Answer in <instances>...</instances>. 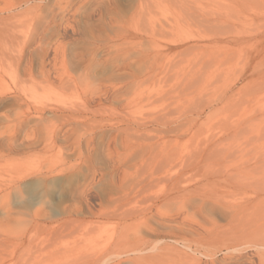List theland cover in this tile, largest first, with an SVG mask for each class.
Masks as SVG:
<instances>
[{
    "label": "rangeland",
    "instance_id": "1",
    "mask_svg": "<svg viewBox=\"0 0 264 264\" xmlns=\"http://www.w3.org/2000/svg\"><path fill=\"white\" fill-rule=\"evenodd\" d=\"M137 4L75 6L68 20L75 33L51 40L63 45L54 85L35 102L47 120L32 130L13 115L5 121L0 264H38L53 248L60 257L77 234L90 239L88 248H100L130 224L117 216L122 210L144 214L127 227L132 232L177 216L196 225L203 216L192 206L201 194L211 189L224 201L242 200L252 186L264 187V0H144L142 17ZM43 22L33 18L24 27L34 32ZM123 25L129 36L122 31L109 41ZM7 77L5 88L12 85ZM27 138L36 145L26 146ZM177 176L174 189L168 178ZM235 186L245 193L231 192ZM42 209L39 218L33 215ZM212 217L224 221L218 212ZM64 220L68 227H60ZM27 245L33 256L18 251ZM239 253L246 262L255 254L249 244ZM226 256L218 249L212 259Z\"/></svg>",
    "mask_w": 264,
    "mask_h": 264
},
{
    "label": "bare ground",
    "instance_id": "2",
    "mask_svg": "<svg viewBox=\"0 0 264 264\" xmlns=\"http://www.w3.org/2000/svg\"><path fill=\"white\" fill-rule=\"evenodd\" d=\"M82 3L83 0H0V150L2 146L1 134L7 125L4 123L5 121L10 122L12 115L21 119L22 122L28 125L29 129L35 123L47 120V117L43 114L45 107L42 105L37 106L35 102L38 101L40 95H44L49 91L54 81L52 79V73L59 68L56 61L60 58L59 52L63 45H61L62 43L55 42L56 39L54 40L55 44H53L51 40L54 37L68 38L70 36L69 31L72 34L75 33V30L70 29L68 25L70 11ZM134 11L140 17L143 16L144 0H138L137 7ZM72 14L74 15L73 12ZM88 15H96V10L93 9ZM33 18L43 19L44 22L36 31L34 28L32 29L34 32H28L24 24L26 21L28 24V20L30 21ZM51 27H54V29L49 31ZM123 27L124 30H114L113 37L109 36V41H112L115 35L120 36L122 31L123 38L126 39L129 35L124 25ZM139 39L140 45H143L145 40L143 32L140 33ZM140 47L139 53L142 58H145L146 52L144 47ZM35 59H37L36 62ZM6 75L8 76L7 78H11L12 80V85L10 83L11 86L9 85L10 87L8 88H5V85L2 86ZM36 75L39 77H36ZM36 78L40 79L41 83L38 84L39 87L34 83L35 80L38 82ZM7 82L9 83V81ZM27 82L30 85L26 84ZM15 131L12 132L15 133ZM36 143L35 139L27 138L26 146H35ZM165 176H169L168 173ZM168 179L171 182L170 185L172 186L173 184L174 189L176 185H179L180 180L178 176L169 177ZM166 180L167 177L165 178ZM183 191L182 195H187L188 192ZM231 192L244 194L245 187L235 186ZM251 193L252 195L250 197L246 196L247 198L245 199L242 196V200L234 197V200L228 199L229 201H224L216 191L211 192L210 189V193H200L199 203L196 206H192V209L194 208L203 216L202 220L204 221L201 220L196 225L190 223L184 224L185 219L182 218L184 215L177 214L180 215V218L184 219V223L183 220L179 221L180 219L177 221L176 219L179 216L175 215L177 216L176 219L173 217L165 220V223H161L160 225L148 226L146 228L148 229L147 232L140 231L139 228L135 232L128 229L129 232L127 227L131 223H135L132 220H139L144 214L141 211L135 214L131 210L127 211V213L122 210V212L118 213L119 215H115L124 221L127 218L132 219L130 224H128L129 222L123 223V225L118 224L119 226L121 225L120 229L110 234L109 239H106L107 242L102 246L100 245V248L96 246L99 249L94 246L95 249L93 247L90 249V246L88 248V245L92 243L88 244L90 239L86 238L83 234L74 235L76 234L74 233L73 238H70L73 241L66 243L63 247L64 251H62V256H55L60 250L53 248L45 249L46 252L43 254L46 253L45 256L48 254L49 258L54 255L55 260L49 261L50 259H45L44 255V259H41L42 261L40 260L38 262L37 260L39 258L35 259L38 264H264V187L259 185L252 186ZM42 211L43 209L36 210L33 215L39 218L43 214ZM185 212L188 211L186 210ZM216 212L222 215L224 219L222 223H219L212 217ZM67 220H64L60 224V227L67 225ZM141 222L143 221L141 220ZM38 223L36 221V226H39ZM85 240L88 242H85ZM193 243H201L200 245H205L206 249L200 251L198 248L199 245L195 246ZM244 244H249L255 253L254 257L250 258L248 262L243 261V255L239 253ZM177 245H180L181 248ZM23 248L24 250L18 251L29 253L34 247L27 245ZM37 248L38 251L35 250V252H42L44 250L42 247ZM218 249L223 250L228 255L223 257V261L221 260L219 263L215 261L216 259H212L213 253ZM237 250L239 251L238 253L236 252ZM233 251L236 254H231ZM28 253L26 254L28 255ZM30 253L33 256L32 252ZM26 254H23V257ZM198 254L205 257L204 260L202 259V262L199 260L198 257L200 256ZM19 255H17V259ZM26 257H24L25 260L27 259ZM19 258H22V255ZM31 258L28 257L29 260L25 263L31 261ZM32 261L30 262L31 264H36L32 263Z\"/></svg>",
    "mask_w": 264,
    "mask_h": 264
}]
</instances>
